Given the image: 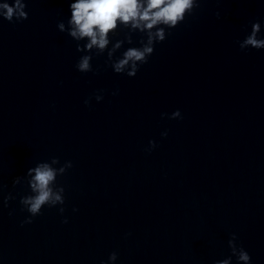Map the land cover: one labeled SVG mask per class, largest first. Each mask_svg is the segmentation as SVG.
I'll return each instance as SVG.
<instances>
[{"label": "water", "instance_id": "95a60500", "mask_svg": "<svg viewBox=\"0 0 264 264\" xmlns=\"http://www.w3.org/2000/svg\"><path fill=\"white\" fill-rule=\"evenodd\" d=\"M68 3L27 0L26 20L0 18V264H100L112 251L116 264H213L233 232L264 264V49L237 43L264 22V0H202L133 77L106 54L97 73L77 70L57 27ZM177 108L183 119L161 115ZM52 156L73 162L58 178L65 212L21 224L28 186L9 207L3 196Z\"/></svg>", "mask_w": 264, "mask_h": 264}, {"label": "clouds", "instance_id": "9594fccd", "mask_svg": "<svg viewBox=\"0 0 264 264\" xmlns=\"http://www.w3.org/2000/svg\"><path fill=\"white\" fill-rule=\"evenodd\" d=\"M202 0H69L70 14L66 20L58 22V29L66 32L75 42L76 50L81 53L75 67L82 73L99 71V66L93 67L94 57L105 56L104 64L112 68L117 74L133 77L141 65L146 64L155 51L157 43L166 40L171 29L177 27L201 7ZM27 0H0V18L8 21H23L29 16ZM220 17V12H216ZM134 34H139L138 41ZM241 50L255 48L264 49V22L259 18L250 21V30L243 39L237 41ZM127 45V46H126ZM104 89H97L93 95L96 101L104 99ZM119 89L113 91L116 95ZM92 97L84 100L91 104ZM170 119H183L179 108L169 113H161ZM167 136L165 130L161 133ZM157 147V141L149 140L145 151L151 152ZM73 166L71 160L61 162L58 156L47 160H39L29 166L24 175L16 176L12 181V191L3 196V206L9 207L16 199L14 190L17 186L26 184L28 192L20 196L21 211H27L21 224L31 223L41 215L43 209L57 207L65 212V186L59 182L69 168ZM4 188L7 185L3 186ZM2 190V189H0ZM78 209L73 207V211ZM15 209L9 213L14 214ZM63 223H68L64 216ZM131 233H126L130 235ZM231 254L217 259L213 264H252L250 252L238 243L235 232L231 233L227 241ZM118 252L112 251L107 259L100 264H116Z\"/></svg>", "mask_w": 264, "mask_h": 264}]
</instances>
